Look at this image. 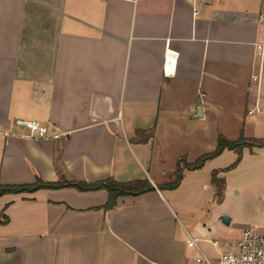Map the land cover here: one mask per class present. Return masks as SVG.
I'll return each mask as SVG.
<instances>
[{
	"label": "crops",
	"instance_id": "0c3cea01",
	"mask_svg": "<svg viewBox=\"0 0 264 264\" xmlns=\"http://www.w3.org/2000/svg\"><path fill=\"white\" fill-rule=\"evenodd\" d=\"M260 15L264 0H0V185L154 188L111 210L105 190L5 195L0 264H195L191 238L215 261L244 228L264 232V179L243 196L220 164L235 151L185 168L220 137L264 141V76L251 79ZM17 119L64 136H19L29 131ZM152 128L147 143L133 141ZM210 138L213 150L193 154ZM242 153L235 169L248 162L264 178V147ZM214 172L226 183L221 202Z\"/></svg>",
	"mask_w": 264,
	"mask_h": 264
},
{
	"label": "trees",
	"instance_id": "16d2710c",
	"mask_svg": "<svg viewBox=\"0 0 264 264\" xmlns=\"http://www.w3.org/2000/svg\"><path fill=\"white\" fill-rule=\"evenodd\" d=\"M155 128H152L148 131H139L136 134V137L133 139L134 142L147 143L154 136ZM257 148L264 147V141H246L241 139L237 142H230L220 137L218 139V145L216 150L213 153L204 155L198 161L192 165H186V169L197 170L203 167V165L211 159H214L220 156L225 150L235 151L237 154V160L232 164L227 171L232 170L237 167L241 162L243 149L244 148ZM183 178V169L181 166L177 167L176 170V179L173 183L168 185L169 189H176L179 187L180 182ZM212 184L216 189V199L218 202H221L223 199L225 191V179L219 178L218 173L214 172L212 175ZM64 187H72L81 192H90V191H99L105 190L109 194V199L106 205L102 208L104 210H111L117 206L118 199L121 197L127 196H139L149 191H153V186L147 181L139 180L133 182H117L113 179H107L98 183H81V182H56V183H44L41 180H38L35 184L32 185H0V198L9 195V194H23V193H34L40 189H58ZM7 218L3 221L6 222ZM1 224V221H0Z\"/></svg>",
	"mask_w": 264,
	"mask_h": 264
},
{
	"label": "built area",
	"instance_id": "2783aa9c",
	"mask_svg": "<svg viewBox=\"0 0 264 264\" xmlns=\"http://www.w3.org/2000/svg\"><path fill=\"white\" fill-rule=\"evenodd\" d=\"M260 20L264 22V15H260ZM255 48L258 63L251 79L253 82H260L264 76V33L261 39L255 43ZM260 111L259 109L250 110L249 115ZM15 123L17 126L29 131V134H19V136L37 140H57L64 136L63 133L34 121L17 119ZM214 244L217 245V242H214ZM188 245L197 251L195 264H264V232L256 227L244 228L239 240L232 245V249L220 254L215 261L201 251L195 239L191 238Z\"/></svg>",
	"mask_w": 264,
	"mask_h": 264
},
{
	"label": "rangeland",
	"instance_id": "374dc122",
	"mask_svg": "<svg viewBox=\"0 0 264 264\" xmlns=\"http://www.w3.org/2000/svg\"><path fill=\"white\" fill-rule=\"evenodd\" d=\"M214 131L215 129H213L212 132L214 133ZM212 136L213 135H211V137ZM213 142H215V139L210 138L208 142L206 141L205 145L193 147V154H198L200 152L202 154L209 153L210 150H213V146L215 145V143ZM236 160V157L234 158V153L225 152V154L220 158L219 161L220 164L224 165V167L226 168L234 164ZM247 163H245L244 166L241 168H234L228 171V178L230 180L231 185L234 186L237 190L241 189L243 191V196H247L248 193H254L257 186L260 185V183H263L264 179L257 176L255 172H253V170L248 169L249 166ZM253 201L254 204L258 202L256 200Z\"/></svg>",
	"mask_w": 264,
	"mask_h": 264
},
{
	"label": "water",
	"instance_id": "95a60500",
	"mask_svg": "<svg viewBox=\"0 0 264 264\" xmlns=\"http://www.w3.org/2000/svg\"><path fill=\"white\" fill-rule=\"evenodd\" d=\"M221 222L224 224V225H229L230 222H231V218L228 216V215H223L221 217Z\"/></svg>",
	"mask_w": 264,
	"mask_h": 264
}]
</instances>
